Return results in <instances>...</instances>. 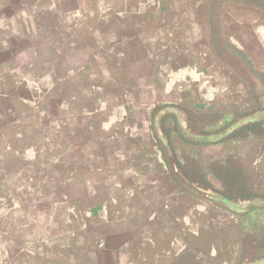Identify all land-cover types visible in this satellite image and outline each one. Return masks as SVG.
Instances as JSON below:
<instances>
[{"label": "crops", "instance_id": "crops-1", "mask_svg": "<svg viewBox=\"0 0 264 264\" xmlns=\"http://www.w3.org/2000/svg\"><path fill=\"white\" fill-rule=\"evenodd\" d=\"M213 7V0H0V96L20 100L15 111L1 98L0 127L38 123L42 151L48 131L89 129L96 113V192L105 193L96 208H116L96 216L97 256L109 264H170L186 249L205 264L263 258L240 257L239 241L244 227L264 223V207L238 213L187 193L157 154L150 161L149 138L139 132L149 124L154 135L153 114L165 106L189 128L182 113L260 103L264 12L243 1ZM107 120L112 136L101 133ZM176 128L173 114L160 121L178 162L187 149L198 155L191 149L199 144ZM225 140L200 143L202 153L235 156L252 195H264V137ZM135 185L139 195L126 197ZM19 240L0 233V264H21Z\"/></svg>", "mask_w": 264, "mask_h": 264}, {"label": "rangeland", "instance_id": "rangeland-1", "mask_svg": "<svg viewBox=\"0 0 264 264\" xmlns=\"http://www.w3.org/2000/svg\"><path fill=\"white\" fill-rule=\"evenodd\" d=\"M236 1L242 0H213V8L215 10L220 3ZM255 2L264 5V0H255ZM217 18L219 21L220 15L215 13L214 21ZM217 29L215 27L214 32ZM215 34L214 36H216ZM263 80L264 77H262ZM261 84L262 99L260 97L258 106L255 98V106L245 109L244 112L230 108L223 114L220 112H192L184 115L182 113L185 116L184 122L197 125L199 130L188 128L193 132L201 134L216 132L238 117L251 114L260 108L264 102V82ZM1 98L7 103L10 101L12 108L17 110L16 107L19 106L17 103L20 100L16 98L8 100V98L0 96V100H2ZM84 103L79 102L78 104ZM7 107L10 111V106L7 105ZM21 108L27 110L23 106ZM27 112L29 113V110ZM166 116H163L160 121ZM90 117L92 122L89 129H85V125V128L83 126V130L80 132L74 129H57L53 133L48 131L47 143L49 145L42 151L37 148V142L39 138L44 139L46 136L39 133L38 123L33 124L32 129L23 124L16 125L15 128H11L8 124L4 128L0 127V233L19 236L20 240L17 243L21 250V264L110 263V259L107 257L97 256L96 216L100 213L103 218L111 217L116 208L113 209L109 205L107 207L104 203L96 208V200H102L105 193L99 190L96 192V172L99 170L96 160V113L91 114ZM166 120L172 127L175 126L173 120L170 118ZM203 123L207 127H202ZM110 124L107 120L106 127L101 129L102 134L110 136L114 134V129L109 127ZM242 127L232 131L226 139L234 136ZM202 128H206V130H202ZM136 132L138 133V131ZM139 132L144 139L149 138L150 161L152 162L154 154H157L156 157L161 163L162 169L170 173L167 162L154 139L151 126L147 124ZM175 132V129L172 128V138H176ZM249 137L243 130L241 134L230 138V140ZM72 140L75 145L71 142ZM224 140L221 142L226 141ZM219 143L220 141L213 144V147ZM198 144L191 151H197V157L202 163H206L210 159L207 155L208 151H204L206 154L202 153L204 145ZM153 149L156 151L153 152ZM176 149L178 152L184 150H180L179 146ZM62 155L65 156L63 160H61ZM191 155L194 154L187 149L181 155V159ZM66 162L70 165H68L69 167L63 165ZM179 167L190 179L180 165ZM133 183L135 184V182ZM135 186L126 194V197L139 195L140 188L138 185ZM113 206H116V202L113 203ZM261 211L264 212V210ZM15 251L17 254L16 248ZM195 262L205 264L197 251L186 249L174 256L170 264H196Z\"/></svg>", "mask_w": 264, "mask_h": 264}, {"label": "trees", "instance_id": "trees-1", "mask_svg": "<svg viewBox=\"0 0 264 264\" xmlns=\"http://www.w3.org/2000/svg\"><path fill=\"white\" fill-rule=\"evenodd\" d=\"M242 1L254 7L256 6L264 12V7L260 6L255 0ZM187 125L192 130H199L197 125ZM202 127H207V125L203 123ZM202 130H206V128H202ZM243 130L247 132V136L264 137V121L249 123L230 138L238 136ZM179 165L186 175L202 189L213 188L234 199H245L253 194L248 172L242 168L238 159L233 155H227L219 159H209L206 163H202L197 155H191L179 160ZM239 245V254L243 259L264 258V223L260 225L250 224L244 227L242 234H240ZM196 264L201 263L197 262Z\"/></svg>", "mask_w": 264, "mask_h": 264}, {"label": "water", "instance_id": "water-1", "mask_svg": "<svg viewBox=\"0 0 264 264\" xmlns=\"http://www.w3.org/2000/svg\"><path fill=\"white\" fill-rule=\"evenodd\" d=\"M246 71L249 70L245 65ZM262 96V95H261ZM262 99V97H261ZM167 114H173L176 118V127L179 134L186 140L195 142V143H216L226 139L229 134L246 124L259 122L264 120V102L260 105V108L251 114H246L237 119L229 122L222 129L213 132L201 134L197 132H193L189 130L182 124V120L176 113V110L172 107H161L159 108L152 117V127L154 135L158 141L159 147L163 153V156L167 162L169 171L173 179L177 182L179 186L184 191L189 192L190 194L202 198L207 201H211L214 203H218L229 210L238 213L248 212L257 207H264V195H252L245 199H234L230 198L216 190L213 189H202L197 186L194 182L188 179L182 170L179 167L178 160L176 154L174 153L172 146L169 141L162 133L160 129V120L163 116ZM245 264H264V258L255 259L250 262H246Z\"/></svg>", "mask_w": 264, "mask_h": 264}]
</instances>
